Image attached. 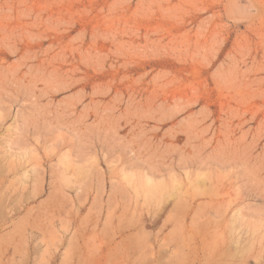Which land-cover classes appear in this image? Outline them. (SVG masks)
Returning a JSON list of instances; mask_svg holds the SVG:
<instances>
[{
    "label": "rangeland",
    "instance_id": "374dc122",
    "mask_svg": "<svg viewBox=\"0 0 264 264\" xmlns=\"http://www.w3.org/2000/svg\"><path fill=\"white\" fill-rule=\"evenodd\" d=\"M0 264H264V0H0Z\"/></svg>",
    "mask_w": 264,
    "mask_h": 264
}]
</instances>
